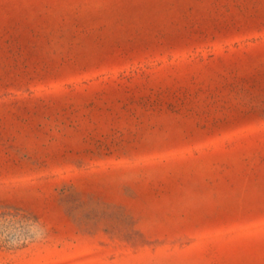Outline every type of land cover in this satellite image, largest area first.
Masks as SVG:
<instances>
[{
    "label": "rangeland",
    "instance_id": "374dc122",
    "mask_svg": "<svg viewBox=\"0 0 264 264\" xmlns=\"http://www.w3.org/2000/svg\"><path fill=\"white\" fill-rule=\"evenodd\" d=\"M0 264H264V0H0Z\"/></svg>",
    "mask_w": 264,
    "mask_h": 264
}]
</instances>
